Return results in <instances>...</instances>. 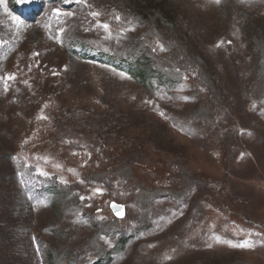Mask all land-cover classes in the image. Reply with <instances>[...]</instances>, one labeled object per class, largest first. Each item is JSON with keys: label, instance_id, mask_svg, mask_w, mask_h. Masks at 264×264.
I'll return each instance as SVG.
<instances>
[{"label": "rangeland", "instance_id": "obj_1", "mask_svg": "<svg viewBox=\"0 0 264 264\" xmlns=\"http://www.w3.org/2000/svg\"><path fill=\"white\" fill-rule=\"evenodd\" d=\"M0 264H264V0H2Z\"/></svg>", "mask_w": 264, "mask_h": 264}, {"label": "snow or ice", "instance_id": "obj_2", "mask_svg": "<svg viewBox=\"0 0 264 264\" xmlns=\"http://www.w3.org/2000/svg\"><path fill=\"white\" fill-rule=\"evenodd\" d=\"M0 2H2V0H0ZM217 2H219V0H217ZM93 15H99V14H98V13H94ZM103 27L107 28L108 25H103ZM36 55H39V54L37 53ZM8 79H15V77L12 76V75H10V76L8 77ZM42 118H46V117H42ZM96 191L99 192V191H101V190L97 189ZM113 206H114V207H117L116 205H113ZM117 215H119V216H122V215H123V209H122V206H120V210L117 212ZM238 246H241V247H251V245L248 244V243H245V244H242V245H238Z\"/></svg>", "mask_w": 264, "mask_h": 264}, {"label": "water", "instance_id": "obj_3", "mask_svg": "<svg viewBox=\"0 0 264 264\" xmlns=\"http://www.w3.org/2000/svg\"><path fill=\"white\" fill-rule=\"evenodd\" d=\"M113 205H116L117 207H114ZM120 206H122V209H123V215H122V216L117 215V212L120 210ZM111 207H112V209L114 210L115 214H116L118 217H123V216L125 215L124 205L117 204V203H112V204H111Z\"/></svg>", "mask_w": 264, "mask_h": 264}]
</instances>
